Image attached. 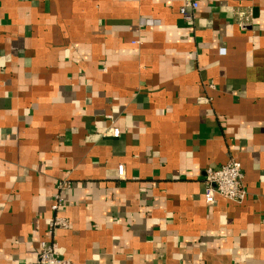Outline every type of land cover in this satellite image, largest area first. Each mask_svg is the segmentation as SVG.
<instances>
[{
    "label": "crops",
    "instance_id": "obj_1",
    "mask_svg": "<svg viewBox=\"0 0 264 264\" xmlns=\"http://www.w3.org/2000/svg\"><path fill=\"white\" fill-rule=\"evenodd\" d=\"M186 1L0 0V264H264V0Z\"/></svg>",
    "mask_w": 264,
    "mask_h": 264
},
{
    "label": "built area",
    "instance_id": "obj_2",
    "mask_svg": "<svg viewBox=\"0 0 264 264\" xmlns=\"http://www.w3.org/2000/svg\"><path fill=\"white\" fill-rule=\"evenodd\" d=\"M199 6L194 0H187L180 8V13L186 18L192 17L193 11ZM246 17V15H243ZM247 18V17H246ZM150 22V21H149ZM243 25V23H241ZM120 129L113 127L111 135L118 137ZM118 172L124 176V166L119 165ZM205 199L208 204H214L217 196H222L231 201L241 203L247 196V189L244 181V171L241 163L236 159H230L220 166L208 167L204 176ZM69 187L67 181L58 184V193L55 195L52 209L58 212L65 205L64 191ZM68 219L57 216L49 222V233L52 235L55 230L67 229ZM34 264H77L71 259L61 255L59 244L53 238L45 239L41 242L40 252Z\"/></svg>",
    "mask_w": 264,
    "mask_h": 264
}]
</instances>
